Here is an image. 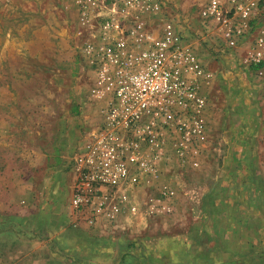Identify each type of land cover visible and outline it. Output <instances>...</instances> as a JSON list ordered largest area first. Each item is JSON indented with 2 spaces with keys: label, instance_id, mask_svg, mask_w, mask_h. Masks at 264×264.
I'll use <instances>...</instances> for the list:
<instances>
[{
  "label": "rangeland",
  "instance_id": "obj_1",
  "mask_svg": "<svg viewBox=\"0 0 264 264\" xmlns=\"http://www.w3.org/2000/svg\"><path fill=\"white\" fill-rule=\"evenodd\" d=\"M166 2L213 73L204 89L208 150L198 169L164 168L174 212L102 234L114 251L108 244L95 263L264 264V85L241 63L242 46L223 51L193 28L194 0ZM81 34L70 0H0V212L22 217L11 225L42 248L73 225L69 160L98 119ZM62 245L59 254L71 253Z\"/></svg>",
  "mask_w": 264,
  "mask_h": 264
},
{
  "label": "built area",
  "instance_id": "obj_2",
  "mask_svg": "<svg viewBox=\"0 0 264 264\" xmlns=\"http://www.w3.org/2000/svg\"><path fill=\"white\" fill-rule=\"evenodd\" d=\"M70 1L82 33L78 53L93 76L87 98L98 114L69 160L72 224L105 234L170 216L175 191L162 174L168 163L202 165L203 90L213 73L166 0ZM194 6L193 28L223 51L242 46L241 63L264 85V0Z\"/></svg>",
  "mask_w": 264,
  "mask_h": 264
},
{
  "label": "crops",
  "instance_id": "obj_3",
  "mask_svg": "<svg viewBox=\"0 0 264 264\" xmlns=\"http://www.w3.org/2000/svg\"><path fill=\"white\" fill-rule=\"evenodd\" d=\"M207 86V85H206ZM204 87V89L206 88ZM204 91V90H203ZM10 208H6V211L0 212V263L3 264H88L84 263L85 260L89 259V264H96L95 261L99 258L104 259L106 257L107 245H111V249H113L114 241H110L109 239L101 237V233L99 232L96 235L97 229L86 227L82 224L71 225L70 227L64 226L59 230L48 235L46 239L48 241V245L53 244L48 248H42V240L38 238H33L30 243L28 240L26 242L21 238V232H19V221L21 222V218L18 215H13V212L9 211ZM40 213L37 214V216ZM15 223V225H11ZM73 223V222H71ZM85 229V230H84ZM39 230V228H38ZM40 231V230H39ZM40 234H42L40 232ZM120 238H116L119 240ZM29 242V243H28ZM39 243V245L35 244ZM65 244L68 249L71 250L69 254L58 253L57 245ZM28 244H32L29 246V250H25L23 246ZM118 244V243H117ZM119 246H116V251L120 252L121 250ZM41 248V249H40ZM47 248V249H46ZM115 248V247H114ZM38 250V251H36ZM64 250V248L62 249ZM129 250V249H128ZM112 251V252H113ZM31 252V253H28ZM131 253L129 251H126ZM26 253L28 255L26 256ZM39 253L44 255L41 258ZM38 254V255H37ZM67 255V256H66ZM46 256V257H45ZM70 256V260L65 262L66 257ZM82 257L83 261L78 257ZM69 258V257H68ZM118 259L119 256L114 257V259ZM74 261V262H73ZM93 262V263H91ZM99 264H110V263H99ZM112 264H117L115 260Z\"/></svg>",
  "mask_w": 264,
  "mask_h": 264
},
{
  "label": "trees",
  "instance_id": "obj_4",
  "mask_svg": "<svg viewBox=\"0 0 264 264\" xmlns=\"http://www.w3.org/2000/svg\"><path fill=\"white\" fill-rule=\"evenodd\" d=\"M127 255H128V256H130V257H132V256H131V254H130V253H128V252H127Z\"/></svg>",
  "mask_w": 264,
  "mask_h": 264
}]
</instances>
